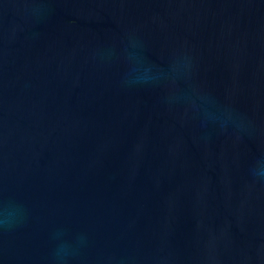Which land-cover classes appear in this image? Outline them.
<instances>
[{
  "label": "water",
  "instance_id": "obj_1",
  "mask_svg": "<svg viewBox=\"0 0 264 264\" xmlns=\"http://www.w3.org/2000/svg\"><path fill=\"white\" fill-rule=\"evenodd\" d=\"M0 264H264V0H0Z\"/></svg>",
  "mask_w": 264,
  "mask_h": 264
}]
</instances>
